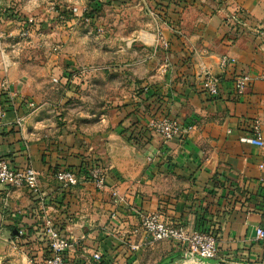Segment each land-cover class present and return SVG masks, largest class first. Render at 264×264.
Wrapping results in <instances>:
<instances>
[{
	"label": "crops",
	"instance_id": "obj_1",
	"mask_svg": "<svg viewBox=\"0 0 264 264\" xmlns=\"http://www.w3.org/2000/svg\"><path fill=\"white\" fill-rule=\"evenodd\" d=\"M109 1L116 5L120 0ZM149 2L156 15L158 9L168 17L157 15L163 34L157 45L166 46V53L159 55L154 73L148 71V57L128 64L138 78L149 81L102 138L93 141L65 127L54 131L39 108L27 105L32 93L23 79L10 77L19 97L14 102L0 92L6 111L0 159L18 170L33 166L46 194L43 202L27 188L0 185V255L8 253L15 231L23 228L29 241L17 252L25 262L30 254L43 260L41 224L48 214L67 224L69 236L83 238L66 253L64 264H90L95 251L104 256L103 264H159L174 255L179 256L170 264H264V240L256 239V229L264 226V145L246 141L254 137L255 119L264 133V81L259 78L264 73V0H188L183 8L174 0ZM144 37L153 44L152 34ZM224 55L233 59L226 69L220 67ZM247 72L255 80L238 95L235 80ZM207 75L218 79L216 97L202 87ZM162 115L180 125L173 140L164 141L147 127ZM142 127L147 136L135 143L130 134ZM89 159L106 170L107 190H97L85 174H79V185L63 188L57 172ZM113 189L124 198L120 205L112 203ZM132 206L159 212L169 225L190 231L201 223L206 231L215 229L217 263L193 261L174 242L149 244ZM130 243L140 248L131 251Z\"/></svg>",
	"mask_w": 264,
	"mask_h": 264
},
{
	"label": "rangeland",
	"instance_id": "obj_2",
	"mask_svg": "<svg viewBox=\"0 0 264 264\" xmlns=\"http://www.w3.org/2000/svg\"><path fill=\"white\" fill-rule=\"evenodd\" d=\"M149 1L107 2L91 19L83 14L94 0H0V85L4 78L23 79L54 131L65 127L93 141L102 138L149 81L128 66L148 57L154 73L166 53V46L157 45L162 21ZM24 22L37 27L23 31ZM143 43L148 46L137 45ZM69 67L73 74L66 77ZM17 249L11 243L0 264H26Z\"/></svg>",
	"mask_w": 264,
	"mask_h": 264
},
{
	"label": "built area",
	"instance_id": "obj_3",
	"mask_svg": "<svg viewBox=\"0 0 264 264\" xmlns=\"http://www.w3.org/2000/svg\"><path fill=\"white\" fill-rule=\"evenodd\" d=\"M108 0H102V3H107ZM83 16H86V12ZM70 14V13H69ZM23 31H29L23 30ZM264 36V30L261 32ZM168 45V43H166ZM233 63V59L228 56H222L220 60V67L226 69ZM264 81V73L259 77ZM255 80L250 73H242L235 80V89L238 95L244 94L247 87ZM57 82V79H53ZM10 81L4 78L1 82V94L6 95L8 98H19L17 93L11 90ZM204 91L211 97H216L219 94L218 79L213 75H207L202 85ZM21 102L23 100L21 99ZM27 105L32 110H37V105L34 101L30 100ZM6 115L5 106L0 100V129ZM18 124H21V119H18ZM148 129L151 132L159 134L164 141L173 140L181 133L180 125L168 116L158 117L151 119L147 124ZM192 127H189L191 130ZM252 132L254 137L246 139L251 143H259L260 146L264 145V133L262 129V122L260 119H255L252 124ZM264 169V166H261ZM90 181L94 184L95 188L99 191L107 190V173L104 167L100 163L92 166L89 169L88 175ZM58 182L65 189H70L80 184L79 175L72 169H62L56 174ZM0 185H8L14 188H27L34 195L38 196L41 201H45L46 194L42 191L39 181V172L33 166H27L22 170L12 168L5 160L0 159ZM112 203L114 205H120L124 202V198L121 196L118 189L111 191ZM131 211L137 217L141 227L144 229L146 235L149 238V244L157 241L174 242L179 245L187 257L193 261L199 260V258L215 259L217 256V239L211 231H199L188 230L183 225H169L166 223L159 212L151 211L149 209H140L138 207H131ZM113 220L119 221V217L116 213L112 215ZM42 234L47 241L51 256L47 259H43L40 262H34L33 259H28L27 264H64L65 256L68 251L76 248L83 238H76L71 233L68 234V238L63 236V233L56 226V221L50 215H44L42 219ZM18 234L10 241L14 247H18L15 239L25 235L23 228L17 229ZM256 239L259 241L264 240V226L259 225L256 229ZM14 241V242H13ZM131 251H137L140 246L136 244H129L127 246ZM103 259L101 252L95 251L89 257L88 262L98 263Z\"/></svg>",
	"mask_w": 264,
	"mask_h": 264
},
{
	"label": "trees",
	"instance_id": "obj_4",
	"mask_svg": "<svg viewBox=\"0 0 264 264\" xmlns=\"http://www.w3.org/2000/svg\"><path fill=\"white\" fill-rule=\"evenodd\" d=\"M188 0H174V3L175 4H178L177 7H184L185 6V3L187 2ZM108 3L110 2L109 0L107 1ZM102 6H103V3H102V0H94V2L89 6L88 8V11L86 12V16L91 18V19H96L97 18V14L98 12L102 9ZM157 9V8H156ZM158 11V9H157ZM157 15L160 16V18L162 19H166L168 21V17L165 16V14H162L161 12H157ZM66 14V12H64ZM170 24L174 27V28H177V25L175 23V21H172L170 22ZM36 24H32V23H27V22H24V24L22 25L21 29L23 30H35L36 29ZM71 69L69 68L68 70V73H66V77H69L73 74L72 71H70ZM162 116H167V115H162ZM162 116H159V117H162ZM169 117V116H168ZM126 129L122 130L121 132L124 133ZM145 132L142 134V132ZM147 131L144 130V127L142 128H138V132L136 134L134 133H131V139H133V141L135 143H139L141 142L140 139H141V136H147L146 135ZM149 137V136H148ZM147 137V138H148ZM150 139V138H149ZM97 162L94 161V160H86L80 167H75V168H67V169H72L74 170L78 175L79 174H85V175H89V169L92 168V166L96 165ZM59 172V171H58ZM57 172V173H58ZM56 226L59 228V230L63 233V236H65L66 238H68V234L66 233V226L67 224L64 223V222H57L56 221ZM199 231H206L207 228L205 227V225L203 223L200 224V227L197 229ZM209 231H211L213 233V235L216 237L217 239V235H216V230L215 229H210ZM27 240V241H26ZM16 241V244L18 247H22L24 246L28 241V236L27 235H24L22 237H19V238H16L15 239ZM40 243L43 244V247H44V257L43 259H47L51 256V251L49 250V247H48V244H47V241L45 240V238L41 235V239H40ZM32 259L34 260V262L37 263L36 259H35V256H33L32 254H30ZM104 257V256H103ZM105 262L104 259H102L101 262H99L100 264H103Z\"/></svg>",
	"mask_w": 264,
	"mask_h": 264
},
{
	"label": "water",
	"instance_id": "obj_5",
	"mask_svg": "<svg viewBox=\"0 0 264 264\" xmlns=\"http://www.w3.org/2000/svg\"><path fill=\"white\" fill-rule=\"evenodd\" d=\"M18 232L15 231V235H17ZM179 255H174V256H171L167 259H164L163 261H161L159 264H170L174 258L178 257ZM199 260L205 262V263H217L216 261H214L213 259H208V258H199Z\"/></svg>",
	"mask_w": 264,
	"mask_h": 264
}]
</instances>
